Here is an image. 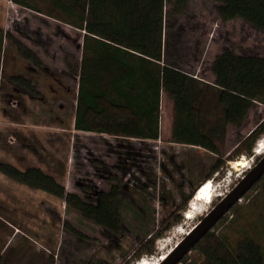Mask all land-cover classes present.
<instances>
[{
  "label": "rangeland",
  "instance_id": "1",
  "mask_svg": "<svg viewBox=\"0 0 264 264\" xmlns=\"http://www.w3.org/2000/svg\"><path fill=\"white\" fill-rule=\"evenodd\" d=\"M30 2L39 9L0 0V26L8 34L1 53L0 165L11 164L21 170L39 167L67 191L92 203L110 188L109 177L118 176L124 196L138 207L145 203L155 208L160 221L192 196L186 209L179 211L183 221L157 241L154 254L137 261L140 224L116 235L69 208L64 199L0 171V264H154L167 257L236 186L244 174L240 177L232 170L233 160L245 154L254 158L253 165L259 161L261 156L254 150L264 133L250 151L241 142L264 124V103H256L245 124L229 126L225 138L218 141L224 162L211 176L217 196L210 205L199 202L200 210L187 219L193 197L208 181L220 156L202 146L172 141L175 110L167 93L161 104L158 139L76 129L80 78L69 72L67 59L82 58L86 31L66 22L60 10L48 14L50 1ZM216 6L214 0H187V7L180 12L168 6L164 20L165 61L195 76L203 87L215 81L214 60L225 48L245 56H264V32L242 19L223 21ZM13 38L36 51L43 65L24 58ZM17 75L26 77L40 95L33 97L13 82ZM236 204L226 214L228 218L212 230L233 243L250 235L264 245L262 195L251 189ZM188 255L203 260L197 250Z\"/></svg>",
  "mask_w": 264,
  "mask_h": 264
},
{
  "label": "trees",
  "instance_id": "2",
  "mask_svg": "<svg viewBox=\"0 0 264 264\" xmlns=\"http://www.w3.org/2000/svg\"><path fill=\"white\" fill-rule=\"evenodd\" d=\"M13 1L39 9L30 0ZM48 1L51 3L48 14L60 10L66 15V22L86 31L82 58L67 59L69 72L80 78L75 128L158 139L161 96L167 93L175 110L172 141L202 146L220 156L208 175L210 180L224 162L218 141L225 138L229 126L241 128L256 103H264V56H245L225 48L214 60L215 81L203 87L196 77L168 63L164 57L166 8L173 5L180 12L187 7V0ZM214 1L223 21L242 19L264 32V0ZM6 37L8 34L0 26V77ZM13 42L24 58L43 65L41 56L31 47L15 38ZM12 81L33 97L40 95L26 77L13 76ZM263 133L264 124H260L241 145L252 150ZM0 171L19 183L64 199L69 208L116 235L140 224V245L134 257L137 261L154 254L157 241L183 221L179 211L186 209L192 196L160 221L155 208L145 203L138 207L124 196L123 181L115 175L109 177L110 188L100 193L98 202L92 203L67 191L53 175L39 167L21 170L11 164H1ZM252 189L264 198V176ZM227 218L225 215L219 222ZM193 249L202 254L203 260H192L186 254L180 263L264 264V245L250 235L233 243L210 230Z\"/></svg>",
  "mask_w": 264,
  "mask_h": 264
},
{
  "label": "water",
  "instance_id": "3",
  "mask_svg": "<svg viewBox=\"0 0 264 264\" xmlns=\"http://www.w3.org/2000/svg\"><path fill=\"white\" fill-rule=\"evenodd\" d=\"M264 176V155L248 169L236 186L179 242L160 264H179L183 257L225 216Z\"/></svg>",
  "mask_w": 264,
  "mask_h": 264
},
{
  "label": "bare ground",
  "instance_id": "4",
  "mask_svg": "<svg viewBox=\"0 0 264 264\" xmlns=\"http://www.w3.org/2000/svg\"><path fill=\"white\" fill-rule=\"evenodd\" d=\"M254 152L257 156L264 155V138H260L258 143L256 144ZM254 158H248L245 154H243L237 160H233L232 170L236 173H240V177L245 173L248 169H250L253 165ZM219 195V194H218ZM216 194H214V184L213 181L210 179L206 181L202 186H200L199 190L196 192V195L193 197L189 210L187 211L186 218L191 219L194 217L195 212L199 209V202H204L206 205H210L214 202ZM200 210V209H199ZM207 209H203L202 212L206 211ZM179 232V231H178ZM176 234V233H175ZM166 258V255L162 256L156 263L159 264L162 260ZM143 261V260H142ZM134 264H145L140 261V263Z\"/></svg>",
  "mask_w": 264,
  "mask_h": 264
},
{
  "label": "crops",
  "instance_id": "5",
  "mask_svg": "<svg viewBox=\"0 0 264 264\" xmlns=\"http://www.w3.org/2000/svg\"><path fill=\"white\" fill-rule=\"evenodd\" d=\"M164 95H165V93H162V96H161V104H162V100H163ZM161 122H162V110H161V117H160V125H162Z\"/></svg>",
  "mask_w": 264,
  "mask_h": 264
},
{
  "label": "clouds",
  "instance_id": "6",
  "mask_svg": "<svg viewBox=\"0 0 264 264\" xmlns=\"http://www.w3.org/2000/svg\"><path fill=\"white\" fill-rule=\"evenodd\" d=\"M143 259H144V258H143ZM143 259H142V260H143Z\"/></svg>",
  "mask_w": 264,
  "mask_h": 264
},
{
  "label": "flooded vegetation",
  "instance_id": "7",
  "mask_svg": "<svg viewBox=\"0 0 264 264\" xmlns=\"http://www.w3.org/2000/svg\"><path fill=\"white\" fill-rule=\"evenodd\" d=\"M244 174V173H243Z\"/></svg>",
  "mask_w": 264,
  "mask_h": 264
}]
</instances>
